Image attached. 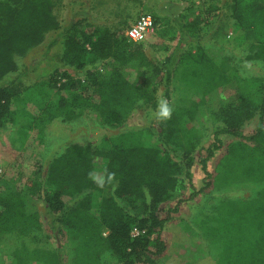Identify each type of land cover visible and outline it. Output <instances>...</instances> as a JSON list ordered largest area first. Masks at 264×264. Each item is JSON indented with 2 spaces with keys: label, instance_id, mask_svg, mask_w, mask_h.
<instances>
[{
  "label": "trees",
  "instance_id": "obj_1",
  "mask_svg": "<svg viewBox=\"0 0 264 264\" xmlns=\"http://www.w3.org/2000/svg\"><path fill=\"white\" fill-rule=\"evenodd\" d=\"M56 9V0H0V129L20 124L41 136L51 120L72 121L87 110L101 125L120 128L139 103L156 105L160 87L167 98L173 81L189 91L154 132L134 125L103 145L72 144L20 187L0 175V240L22 238L10 264H102L105 253L123 264H264V76H242L221 48L185 51L187 38L199 39V15L191 22L174 18L180 38L160 65L143 42L108 27L89 29L80 18L62 26ZM238 12L239 27L261 30L247 59L264 62V0L256 12ZM51 31L58 36L48 51L62 44L57 66L46 81L26 86L16 58ZM257 115L255 131L246 135ZM207 121L220 127L200 160L204 185L188 199L246 182L262 187L249 198L221 200L193 224L176 221L172 213L182 199L166 215L162 207L187 184L193 189L194 153ZM222 134L233 140L211 172L208 161L224 147ZM136 228L144 233L133 235ZM63 232L67 258L60 246H49Z\"/></svg>",
  "mask_w": 264,
  "mask_h": 264
},
{
  "label": "rangeland",
  "instance_id": "obj_2",
  "mask_svg": "<svg viewBox=\"0 0 264 264\" xmlns=\"http://www.w3.org/2000/svg\"><path fill=\"white\" fill-rule=\"evenodd\" d=\"M56 13L62 26L68 25L74 19H83L89 29L108 27L118 35L126 36V31L144 13H151L157 21L156 30L143 41V48L156 63L164 65L169 54L176 47L180 32L174 18L183 16L184 22H191L196 16L203 21L197 28V38H187L184 41L185 51H195L198 45L206 48H221L227 55L232 56L233 63L244 77L253 75L264 76V62L247 59L249 46L261 31L258 25L251 28L238 26L239 10L256 12L263 0H56ZM235 2L237 8L235 10ZM254 20H260L256 13ZM254 25V24H253ZM58 32L51 31L44 42L32 48L26 55L18 56L17 62L26 86L43 82L48 79L49 72L57 66L54 56L62 51L59 43L48 51V45L57 38ZM188 87V86H187ZM173 81L170 97L166 96L164 86L158 90L156 105L139 103L133 110L128 125L120 128L101 125L87 110L82 116L72 121H65L61 117L51 120L43 130L41 136L36 130L25 133L20 130V124L6 126L0 129V168L6 181L15 187L24 184L27 174L34 172L46 159L61 154L72 144L103 145L130 131L131 126L138 128L151 126L154 132L160 119L157 115L161 100H166L170 107L179 106L186 97L189 88ZM39 97V104L41 102ZM44 103V102H43ZM42 103V104H43ZM259 122L258 115L248 121L244 127L246 135L252 134ZM220 124L207 121L202 131L201 143L194 153L195 164L191 168L192 187L187 184L175 197L163 204L162 215L168 209L176 206L182 199L179 211L172 213V219L185 221L190 224L202 213L212 211V208L224 199H244L254 196L262 187L260 183L246 182L222 189H207L199 193L194 199H188L195 190L204 185V172L200 160L206 154L205 148L214 140V132ZM224 147L216 151L215 156L208 161L209 170L214 171L218 159L224 152L225 145L233 140L226 134L220 135ZM182 178V177H181ZM43 210V207H41ZM44 228L48 227L44 221ZM166 237V233L164 234ZM19 236H6L0 240V264H10L9 254L20 244ZM52 239V238H51ZM65 232L49 241V246H60L61 252L67 258L69 248ZM102 264H123L114 260L108 253L102 258Z\"/></svg>",
  "mask_w": 264,
  "mask_h": 264
},
{
  "label": "built area",
  "instance_id": "obj_3",
  "mask_svg": "<svg viewBox=\"0 0 264 264\" xmlns=\"http://www.w3.org/2000/svg\"><path fill=\"white\" fill-rule=\"evenodd\" d=\"M157 28L154 16L151 13H144L127 31L126 36L129 40L134 42H143L147 37L152 34ZM3 174V170L0 168V175ZM144 233L137 228L133 230V235H139Z\"/></svg>",
  "mask_w": 264,
  "mask_h": 264
},
{
  "label": "clouds",
  "instance_id": "obj_4",
  "mask_svg": "<svg viewBox=\"0 0 264 264\" xmlns=\"http://www.w3.org/2000/svg\"><path fill=\"white\" fill-rule=\"evenodd\" d=\"M172 114V108L166 100H161L158 105L157 115L160 119H168ZM102 183V181H101Z\"/></svg>",
  "mask_w": 264,
  "mask_h": 264
},
{
  "label": "crops",
  "instance_id": "obj_5",
  "mask_svg": "<svg viewBox=\"0 0 264 264\" xmlns=\"http://www.w3.org/2000/svg\"><path fill=\"white\" fill-rule=\"evenodd\" d=\"M175 48V47H174ZM174 50V49H173ZM173 50H172V52H173ZM147 53V52H146ZM147 55H148V53H147ZM170 55V54H169ZM149 56V55H148ZM2 129V128H1Z\"/></svg>",
  "mask_w": 264,
  "mask_h": 264
}]
</instances>
